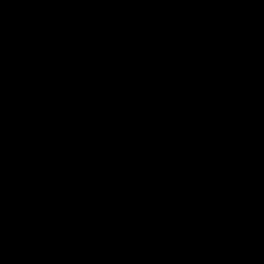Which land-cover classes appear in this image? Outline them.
<instances>
[{
  "label": "water",
  "instance_id": "obj_1",
  "mask_svg": "<svg viewBox=\"0 0 264 264\" xmlns=\"http://www.w3.org/2000/svg\"><path fill=\"white\" fill-rule=\"evenodd\" d=\"M0 264H264V0H52Z\"/></svg>",
  "mask_w": 264,
  "mask_h": 264
}]
</instances>
